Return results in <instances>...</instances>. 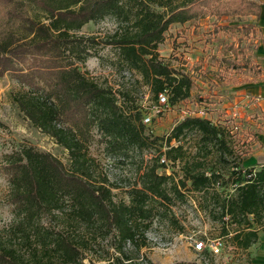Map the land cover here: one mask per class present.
<instances>
[{"label": "trees", "instance_id": "16d2710c", "mask_svg": "<svg viewBox=\"0 0 264 264\" xmlns=\"http://www.w3.org/2000/svg\"><path fill=\"white\" fill-rule=\"evenodd\" d=\"M262 4L258 0H0V77L8 75L16 82L10 93L12 104L68 158L66 166L50 152L28 144L4 155L14 218L0 228V264H79L83 248L88 247L83 230L111 235L118 253L111 264H143L133 260L140 259L138 252L148 246L145 232L156 217L176 224L170 207L184 200V190L201 194L199 203L212 221L221 224L222 235L233 247L245 250L254 244L258 232L264 231V163H235L229 176L234 189L223 196L216 186L221 174L205 167L212 148L231 153L222 129L207 118L186 116L168 135L146 134L143 110L133 96L136 86L102 85L80 64L94 55V44L110 45L122 71L130 77L137 74L134 83L148 86L155 103L165 92L174 105L190 97L192 79L159 56L158 46L170 25L210 16L226 22L214 30H234L238 27L230 21L258 18ZM106 17L114 18L118 28L104 40L77 34L87 23ZM244 31L249 34V27ZM92 130L111 155L128 157L130 151L141 153L154 146L159 150L126 190L127 203L113 200V183L88 153ZM190 133L200 135L199 149L204 152L185 162L186 149L172 142H181ZM161 155L173 166L184 161L182 177L175 180L159 171L164 167ZM221 159L225 162L222 155ZM227 182L222 185L228 186ZM57 213L63 214L65 226L43 224L44 215L58 218ZM127 244L133 247L129 252Z\"/></svg>", "mask_w": 264, "mask_h": 264}, {"label": "rangeland", "instance_id": "374dc122", "mask_svg": "<svg viewBox=\"0 0 264 264\" xmlns=\"http://www.w3.org/2000/svg\"><path fill=\"white\" fill-rule=\"evenodd\" d=\"M225 23L224 19L216 21L214 17L207 16L183 25H170L165 32L164 41L158 46L159 56L173 69L189 75L192 87L189 98L162 107L159 113L154 112L156 103L148 86L134 83L139 79L137 74L133 73L130 77L129 73L122 71L115 60L112 46L100 42L94 44L91 48L94 55L87 58L84 64H80L82 71L102 85H109L113 89L136 86L133 96L135 103L143 110L142 123L145 116L151 117L150 123H143L146 134L159 137L168 135L184 117L198 116L199 111H203L199 115L223 130L227 145L231 149V153H222L215 147L212 148L205 164L208 170L212 169L221 174L216 186L223 196L234 189L229 176L236 169L235 163L240 160L243 166H257L264 161V156L261 155L264 147L258 137L264 132V111L257 107L255 98L240 89L247 81H256L260 76V70L253 59L254 49L259 42L256 31L258 19L250 16L232 20L229 25L238 28L214 30L216 24ZM244 27H249V34L245 33ZM117 28L118 22L114 18L106 17L96 23H87L77 34L102 41ZM16 86V82L8 75L0 77V228L8 225L14 218L12 207L8 203L9 185L3 169L5 154L16 150L19 145L28 144L50 152L68 165L67 152L52 138L31 126L12 104L10 93ZM92 134L89 155L95 159L110 183H113V200L127 203L126 190L137 180L144 167L158 157L157 146L141 153L130 151L128 157L122 158L106 151L104 143L99 142L96 130H92ZM199 137V134L190 133L181 138V142H172L181 143L186 149L185 162L197 159L204 152L199 149ZM184 161L176 162L174 166L169 164L167 169L162 168L159 171L172 174L177 180L183 175ZM223 181H228V186H223ZM200 200V193L184 190V200H176L170 207L176 224L171 223L168 218H154L145 232L148 246L138 252L140 259L133 261L143 264L146 261L152 264H172L176 261H187L188 256L192 255L190 262H197V252L193 248L195 242L222 238L225 247L218 256L212 257L213 264H246L245 253L234 250L228 237L222 235L221 224L210 219L208 212L199 203ZM57 216L58 218H53L44 215L42 222L46 226L61 229L65 226L63 214L57 213ZM179 226L182 227L181 230ZM68 229L72 235V230L69 227ZM83 232L88 247L83 248L79 264H111L118 255L111 235L102 237L95 231ZM125 249L129 252L133 247L127 244ZM25 256L28 254L25 253Z\"/></svg>", "mask_w": 264, "mask_h": 264}, {"label": "crops", "instance_id": "0c3cea01", "mask_svg": "<svg viewBox=\"0 0 264 264\" xmlns=\"http://www.w3.org/2000/svg\"><path fill=\"white\" fill-rule=\"evenodd\" d=\"M256 19H258L256 31H258L259 34V42L254 49L253 59L258 66V69L260 70V76L256 81H247L245 84L241 85L240 89H242L246 95L255 98V100L257 101V107L264 111V4L261 5L260 15ZM258 137H260V142H262V145L264 147V132L263 134L261 133ZM261 155L264 156V152L261 153ZM263 163L264 161H262L260 164ZM234 250H236L237 252L245 253L247 257L246 264H264V231L258 232L257 241L249 248L241 250L234 247ZM192 257V255L188 256L187 261H190Z\"/></svg>", "mask_w": 264, "mask_h": 264}, {"label": "built area", "instance_id": "2783aa9c", "mask_svg": "<svg viewBox=\"0 0 264 264\" xmlns=\"http://www.w3.org/2000/svg\"><path fill=\"white\" fill-rule=\"evenodd\" d=\"M167 106H169L168 96L165 92H160L157 95V102L156 105L154 106V112L159 113L161 109H163L162 107H167ZM199 113L202 114L203 111H199ZM199 113L198 116L201 117ZM150 122H151V117L149 115L145 116L143 119V123L148 124ZM159 162L164 164L163 168L166 169L169 167V164H172L170 161L166 160L164 155L160 156ZM224 247L225 245L222 238H212V239H207L206 241L201 240L195 242L193 248L197 252L196 263L213 264V261H210L208 257L212 258L218 256Z\"/></svg>", "mask_w": 264, "mask_h": 264}]
</instances>
